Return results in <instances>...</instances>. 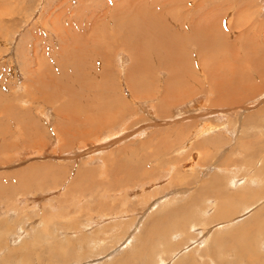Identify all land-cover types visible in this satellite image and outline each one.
<instances>
[{
	"label": "rangeland",
	"instance_id": "rangeland-1",
	"mask_svg": "<svg viewBox=\"0 0 264 264\" xmlns=\"http://www.w3.org/2000/svg\"><path fill=\"white\" fill-rule=\"evenodd\" d=\"M160 1L0 0V106L14 107L12 116L0 113V183L13 182L16 189L0 196V264H264V209L260 210L264 208V148L260 151L252 148L264 142V77L253 69L258 67L254 65L255 59H263L264 53V48L258 47L264 45V25L261 28L260 24L264 22V0L253 3L238 0L239 9L248 8L246 16L240 17L236 16L235 0H194L191 4L192 0H177L175 4L180 1V6H184H171L167 10L169 15L164 18L156 15ZM201 2L203 4L196 7ZM128 3H132L128 6L136 13L143 7L147 14L155 15L154 28L161 21H172L176 24L175 30L179 25L181 33L197 32L196 37L198 31L195 30L204 26V20L197 24L198 9L210 10L219 16L227 12L225 19L231 15L229 28L224 21L217 24L224 32L214 38L218 45L211 46L212 49L219 47L220 52L210 49L213 53L209 56L216 59L205 57L202 61L198 56L200 51L189 43L183 47L186 48L183 53V48L178 53L184 70L160 67L151 58L155 65L143 66L144 72L140 74L146 82L136 83L143 85L140 94H132L130 83L139 77L132 73L131 82L127 77L135 50L130 55L120 48L114 50L111 44L120 45V40L114 41L115 37L124 32L118 39L123 38L132 29L129 40L134 45L137 36L149 41L158 37L141 34L139 16L136 21L134 15L122 17ZM117 15L122 25H128L126 30L125 26L117 27ZM65 28L84 41H80L75 51L69 50L68 42H72L66 37ZM167 32L173 30L158 29L159 34ZM201 35L199 37L204 39ZM105 41L110 45L104 46ZM203 41L200 43H206ZM163 44L159 39L157 45L165 48ZM67 46V52H62ZM58 51L64 59L60 63L74 71L82 70L84 77L80 80L89 87L91 80L94 84L100 78L97 64L104 63L106 58L102 53L108 54L114 74L109 85L128 104L125 109L126 105L122 107L124 111L117 122L105 124L98 132H89L84 138H72L61 151H58L62 145L58 138L65 128L60 129L63 109L58 107L69 101V106L74 105L76 97L69 95L68 100L56 97L54 103L44 104L42 94L36 91L40 83L35 79L38 74L32 76L43 60L52 70L55 67L52 60L58 59ZM260 66L264 74V65ZM182 71L186 74L180 75ZM147 72H151L150 78L144 77ZM212 72L224 83L231 74L238 76L245 86H253L256 96L251 98L250 95L232 104L212 105L216 92L206 91V77ZM173 73L180 76L171 75ZM46 79L50 80L49 76ZM59 81L63 85L68 82L61 77ZM200 84L206 87L205 91ZM96 85L100 92L103 87ZM190 85L194 89L199 86L200 89H195L199 93L194 91L193 94L187 87ZM145 88L150 94H146ZM221 92L230 94L225 90ZM88 95L84 101L89 103ZM80 96L83 98L84 94L80 92ZM98 98L102 99V94ZM162 100L164 106L159 103ZM115 112L116 109L103 110L102 114L111 116ZM84 113L87 117L90 115L88 110ZM20 119L30 124L38 120L44 134L37 140L38 134L34 133V139L40 146L27 142L30 130H22L17 123H24ZM37 129L40 130L39 126ZM70 145L72 149L67 148ZM127 153L129 157L135 156L133 163L143 158L144 169L148 173L152 170V175H144L138 181L123 180L112 173L106 176L104 170L109 161L119 159L120 162ZM45 164L50 166L51 174L47 172L42 176ZM28 174L32 175V180H28ZM29 183L32 189L22 191ZM200 188L206 189L202 195L198 193ZM257 192L261 199L254 196ZM190 198L198 201L191 204L195 208L183 215L199 212L202 216L185 218L184 229H173L163 239L160 233L158 238L144 240V235L158 230L150 227L153 217L164 215L168 208L188 202ZM233 230L239 235L234 243L230 239Z\"/></svg>",
	"mask_w": 264,
	"mask_h": 264
},
{
	"label": "bare ground",
	"instance_id": "bare-ground-1",
	"mask_svg": "<svg viewBox=\"0 0 264 264\" xmlns=\"http://www.w3.org/2000/svg\"><path fill=\"white\" fill-rule=\"evenodd\" d=\"M176 1L177 0H172V1H168V0H161L159 3H160V5H161V7H158L157 8V12H156V15L157 16H159V17H161V18H164L165 16H167V15H169V12L170 11H167V10H169L170 8H172V7H175V6H177V5H179V7H181L182 8V6H184L183 4H182V6H180V1L178 2V4H175L176 3ZM193 1L194 0H192V1H190V4L191 3H193ZM198 1V0H197ZM196 1V2H197ZM204 1H206V0H203L202 2H204ZM208 1V0H207ZM206 1V2H207ZM239 1H244V0H239ZM239 1L238 0H235L233 3L236 5L237 4V10H236V16L237 17H240L241 15H244V16H246L245 15V13L247 12V10H248V8L246 7V9L244 10V8H242L243 10H244V12H243V10L240 8H238V3H239ZM247 1H249V2H251V3H253V1H255V0H247ZM262 2H263V0H261ZM199 3V4H196V7H198V6H200L201 4H203V3ZM166 3H168V4H166ZM185 3V2H184ZM195 3V2H194ZM245 2H243V4H244ZM258 3V2H257ZM131 4L132 3H128L127 4V6L129 5V6H131ZM229 4V3H228ZM246 4V3H245ZM248 5V4H247ZM127 7L126 9H125V11H123V14H122V17L123 18H127L128 16L129 17H131V15H134L135 16V18L133 19V20H135L136 21V18L138 17V19H137V22H138V25L140 26L139 27V29H140V32H141V34H145V35H156L157 37H158V39H154V40H151V41H149L147 38H145V37H142V36H137V38H138V40H137V43H136V45H134V43L132 44L131 43V41L129 40V38L133 35V32H134V29H132L131 31H130V34H128V31L126 32V35H125V37H121L120 39H118L120 36H123L124 35V32L120 35V36H116L115 37V39H114V41H116V40H120L119 42H118V44L120 43V45H116V44H111V46H113V48H114V50H116V48L118 49V48H120L119 50H124V51H128L129 53H130V55L132 54V51L133 50H135L134 51V54H132V56H133V58H132V67L130 68V71H129V75H128V77H127V79L131 82V80L134 78L133 77V75H132V73L133 74H136L135 75V77H139V78H136V79H133L134 80V83L132 82V83H130L129 81V83H130V85H131V91H132V94H135V95H139L140 93V91H139V89H141V86H143L142 84L141 85H137L136 83L137 82H146V79H141V73L142 72H144V70L142 69L143 68V66L145 67H150V65L151 66H154L155 64L156 65H158V66H160V67H165V66H169V67H171L172 68V70L173 71H178V69L179 70H184V68H183V64H182V62H181V58H179L180 56L178 55V53H179V51L183 48V47H185L186 46V44L188 45V43L189 44H194L195 46H196V48L200 51V53L198 54V56L199 57H201V60L203 61V60H206L205 59V57L206 58H211V59H216V57H213V55H211V56H209V54H211V53H213L212 52V50H218L219 51V47H218V49H212V48H214V47H211L212 45L214 46V45H216L217 43V41H215V39L214 38H216L217 39V37H219V34H220V36H221V34H223V32L224 31H220L219 30V27H217V24H219V23H222L223 21L225 22V23H227V27L229 28V22H230V17H231V15L228 17V19H227V21H226V19H225V14L227 13V12H222V13H220L221 15L219 16V13L218 14H214L212 11H210V10H206V9H204V10H201V8L200 9H198V10H200V12H198L199 13V16H198V19H197V24H202V25H204L203 26V28L201 27V28H198V29H196L195 31H198V35H197V37L195 36L196 34H197V32H194V33H181V31H179L180 30V26L178 25L177 26V30H175L174 28H173V26H175L173 23L174 22H172V21H166V22H164V21H161V22H159L158 23V26H157V28H154L152 25H155L156 23H155V20H154V18H156V16L155 15H152V14H147L145 11H144V9H143V7H141L140 8V11L139 12H135V11H132L131 10V7ZM172 6V7H171ZM244 6V5H243ZM229 7V6H228ZM241 7V6H240ZM263 7H264V5H263ZM212 8V7H211ZM210 8V9H211ZM262 8V7H261ZM129 9V10H128ZM214 10V9H213ZM216 11V10H215ZM246 11V12H245ZM252 13V12H251ZM188 15V14H187ZM186 15V16H187ZM118 21H117V27H119V28H123V26H125V29L124 30H126L127 29V27H128V25L126 24V25H122L121 24V19H120V15H117L116 17H115ZM109 19V18H108ZM191 19H195V18H192L191 17ZM260 19V18H259ZM201 20H204L203 22L201 21ZM100 21L102 22V20L100 19ZM150 21V22H149ZM202 22V23H201ZM259 22V21H258ZM260 22H262V21H260ZM103 23V22H102ZM127 23V22H126ZM177 23V22H176ZM142 24V25H141ZM261 24V28L263 27V25H264V22H262V23H260ZM254 25H255V23H254ZM253 25V26H254ZM212 26H215V28H212ZM116 27V28H117ZM170 28V29H172L173 30V32H175V31H178V32H175V33H173V32H167V33H165V34H163V33H158V29L159 28ZM257 27V26H256ZM93 28V27H92ZM231 28V27H230ZM261 28H260V30H261ZM220 29H222V28H220ZM259 30V31H260ZM229 31H230V29H229ZM242 31V30H241ZM261 32V31H260ZM67 36L66 37H68V39L72 42V43H69L67 40H65V41H67L68 42V44H69V47H71L69 50H71V51H75V49L77 50L78 49V47H79V45L81 44V43H84V41H82V40H80V39H77V36H74V33L72 34L71 32H69L68 31V29L67 28H65V32H64ZM180 33V34H179ZM242 33V32H241ZM245 33V32H244ZM78 34V33H77ZM100 34V33H99ZM118 34H120V33H118ZM117 34V35H118ZM179 34V35H178ZM200 34H203V38L204 39H201V37H199V35ZM246 34V33H245ZM258 35H260V34H258ZM262 35V34H261ZM60 36V35H59ZM64 36V35H63ZM63 36H61L62 37V39L61 38H59V39H61L62 41H63ZM81 36V35H80ZM135 36V37H136ZM90 37V36H89ZM213 37V38H212ZM233 37V36H232ZM112 38V37H111ZM223 38V37H222ZM159 39H162L163 40V42H164V47L165 48H163L161 45H157V43L159 42ZM247 39H248V37H247ZM253 39V38H252ZM92 40H94V39H92ZM203 40H205L206 41V43H203L204 41ZM220 40V39H219ZM80 41H81V43H80ZM107 41V40H106ZM105 41V42H106ZM111 41H112V39H111ZM200 41H203V42H201L200 43ZM264 42V41H263ZM122 44V45H121ZM106 45H110L109 43H105V45L104 46H106ZM218 45V44H217ZM259 45V44H258ZM110 46V47H111ZM68 46L67 47H65V48H63V49H61V51L62 52H64V50H66V48H69ZM244 47H245V45H244ZM259 48H264V45L262 44L261 46H258ZM99 48V47H98ZM196 48H195V50H196ZM186 48H183L182 49V53H183V50H185ZM210 49H212V50H210ZM68 50V49H67ZM67 50L65 51V52H67ZM95 50H96V52H97V48H95ZM197 50V51H198ZM207 50L209 51L208 53H207ZM57 51V50H56ZM178 51V52H177ZM60 51H58V53H59ZM62 52H60V54L58 55V59L55 57V58H53V60H52V62L54 63V65H55V67L52 69V70H50V68H49V66H48V63H46V60H43L42 62H43V64L41 63L40 64V62H38L39 64H40V66L38 67V68H36L35 70H34V72H32V76H34L36 73L38 74V75H36V77H35V79H37L38 81H40V83L38 84V86H37V89H36V91L37 92H39V94L41 93L42 95H41V100H42V102L44 103V104H49V103H54L55 102V98L56 97H60L61 99H65V100H68V99H70V96L69 95H71V96H74V97H76L75 98V103H74V105H72V106H69L70 104H71V102L69 101V103H66V104H62L61 106H59L58 108H61V109H63V116H62V120H61V127H60V129H62V128H65L64 130H62V131H60V134H59V142L62 144H60L61 145V147H59V149L60 150H58V151H61V150H64L65 148L63 147V146H66L67 145V143L68 142H71V141H73V140H71L72 138H74L75 137V139L77 138V140H78V138L80 139V137L81 138H84V137H86L87 135H88V133L89 132H92V131H94L95 133L96 132H98V129H101V127L102 126H105V124H108V125H112L113 123H115V122H117V119H119L120 117H122V111H124V109L128 106V104L127 103H124L123 102V100H122V97L117 93V91L116 90H112L111 89V84L109 85V82L111 83V76L112 75H114L113 74V71H112V68H111V66L109 65V57H107V56H109L108 54H104V53H102V56L104 55V57H106L105 58V61H106V63H105V61H104V63H98L97 64V67H99L98 68V71H99V75H100V78L98 79V81H96L95 80V82H94V84L93 83H91L92 82V80H91V82H90V87L87 85V84H85V85H83L82 84V81L80 80V77H84L83 76V71L82 70H78V71H74L73 69H72V67H69L68 65H65V64H61L60 62H61V60L63 59L62 57H63V55H62ZM95 52V51H94ZM95 52V53H96ZM120 52V51H119ZM118 52V53H119ZM220 52V51H219ZM251 52V51H250ZM253 52V51H252ZM176 53V54H175ZM79 54V53H78ZM187 54V53H186ZM218 54V53H217ZM217 54H214V55H217ZM254 54V53H253ZM197 55V54H196ZM57 56V55H56ZM62 56V57H61ZM68 56V55H67ZM75 56H77V55H75ZM172 56V57H171ZM179 56V57H178ZM73 57V56H72ZM125 57V55L124 54H122L121 53V58H124ZM173 57H175V58H173ZM187 57V56H186ZM68 58V57H67ZM151 58H154V61L153 62H155V64L151 61ZM184 58H185V56H184ZM259 58H260V60H259ZM257 57L256 59H255V64L254 65H257L258 67H255V68H253L254 69V72H259L263 77H264V74L260 71V69H261V64L262 65H264V53H263V59H261V57ZM57 59V60H56ZM72 59V58H71ZM188 59V58H187ZM192 59V58H191ZM198 59V58H197ZM200 59V58H199ZM59 60V61H58ZM64 60V59H63ZM103 60V59H102ZM101 60V62H103ZM125 60V59H124ZM217 60H218V58H217ZM186 61V60H185ZM208 61V60H207ZM211 61V60H210ZM213 61V60H212ZM236 61V60H235ZM200 62V61H199ZM206 62V61H205ZM205 62L203 63L204 65H205ZM45 63H46V65H45ZM150 63V64H149ZM238 63V62H237ZM74 64V63H73ZM134 64L137 66V67H133L134 66ZM140 64H142V67H141V65ZM184 64H186V63H184ZM196 64V63H195ZM194 64V65H195ZM213 64V63H212ZM236 64V63H235ZM79 65V64H78ZM191 65H193V64H191ZM190 65V66H191ZM207 65H209V64H207ZM65 66V67H64ZM70 66H72V65H70ZM186 66H188V64H186ZM186 66H184V67H186ZM198 66H199V64H198ZM230 66V65H229ZM231 67H232V65H231ZM207 68V67H206ZM205 68V69H206ZM226 68H227V66H226ZM236 68V67H235ZM263 68V67H262ZM131 69H132V71H131ZM160 69V68H159ZM190 69H193V68H190ZM212 69V68H211ZM257 69V70H256ZM45 70H47V71H45ZM122 70V69H121ZM153 70V69H152ZM157 70V69H156ZM197 70H198V68H197ZM207 70V69H206ZM208 70H210V69H208ZM213 70V69H212ZM217 70V68L215 69V71ZM219 70V69H218ZM232 70V69H231ZM189 71V70H188ZM233 71V70H232ZM239 71V70H238ZM85 72V71H84ZM186 72V71H185ZM185 72H181V73H179L180 75H182V74H184ZM219 72V71H218ZM243 72V71H242ZM207 73V72H206ZM234 73V72H233ZM177 73H173V74H171V75H173V76H180V75H176ZM186 74V73H185ZM195 74V73H194ZM217 74H219V73H217ZM61 75V76H60ZM143 75V74H142ZM150 75H151V72H147V73H145L144 74V77L145 78H150ZM240 75V74H239ZM245 75V74H244ZM47 76H49V78H50V80H47L46 78H47ZM259 76V75H258ZM61 77V80H62V78L64 79L65 78V80L66 81H68V82H65V81H62V82H65L66 83V85H63V84H61L60 82L61 81H59V78ZM131 77H133V78H131ZM195 77V76H194ZM262 77V78H263ZM76 78V81H72V80H74ZM228 78V80H226L227 81V83H224V81H223V79L222 80H218L217 79V77H216V74H214L213 72H212V74L210 73L207 77H206V80H208L207 81V89L208 90H206V91H213V90H215L214 92H216V93H214V97L211 99V100H213L212 101V105H218L219 106V104H225V103H227V104H232V103H236V102H239V101H241L244 97H247V96H252L251 98H253V96L255 97L256 95H255V93H254V88H253V86H250V87H248V86H245V83H244V81L243 80H240V78L237 76V78L239 79V81H238V79L236 78V76L234 75V74H231V76H228L227 77ZM226 78V79H227ZM86 79V78H85ZM84 79V80H85ZM126 79V80H127ZM182 79V78H181ZM247 79H248V77H247ZM54 80V82L53 83H50L51 81H53ZM36 81V80H35ZM262 81V80H261ZM72 82H74V83H72ZM200 82V81H199ZM206 82V81H205ZM250 82V81H249ZM96 84H100L101 86H99V87H103L102 88V90L99 92V90L100 89H97L96 88ZM144 85L146 84V83H143ZM219 84L221 85V86H219ZM228 84H230V85H228ZM249 84H251V85H253L254 83L253 82H250ZM37 85V84H36ZM187 85V84H186ZM201 86H200V88H203L204 87V91H205V86H203L202 84H200ZM226 85V86H225ZM133 86V87H132ZM147 86V85H146ZM197 86V85H196ZM228 86V87H227ZM262 86V85H261ZM260 86V87H261ZM87 87V88H86ZM184 86H182V88H183ZM188 88H189V90H191L192 91V93L194 92V91H196L197 93H199L197 90H195V89H197V88H199V86L196 88L195 87V89H194V87H192L191 85L190 86H187ZM230 87H231V89H230ZM169 88H170V85H169ZM199 88V89H200ZM220 88H221V90H225L226 92H227V94L228 93H230L229 95H226V93L223 95L222 94V92L220 93ZM263 88V87H262ZM262 88H259V89H261L262 90ZM168 89V88H167ZM198 89V90H199ZM169 90H171V89H169ZM169 90H168V92H169ZM203 90V89H202ZM52 91V92H51ZM187 91V90H186ZM190 91V92H191ZM209 91V92H210ZM256 91H258L257 90V87H256ZM260 91V90H259ZM80 92H82L83 94H84V96H83V98H81V96L79 97V95H80ZM144 91H142V93H143ZM145 92H146V94H150V91H148V93H147V88H145ZM167 92V91H166ZM177 92V91H176ZM263 92V91H262ZM91 93V94H90ZM93 93V94H92ZM165 93V92H164ZM185 93V92H184ZM201 93V92H200ZM261 93V92H260ZM89 94V95H88ZM100 94H102V96H103V98L102 99H100V98H98V96L100 95ZM152 94V93H151ZM194 94V93H193ZM242 94H246L245 96H243ZM89 96L90 97V102L88 103V102H86V101H84V98H85V96ZM178 95V94H177ZM64 96H65V98H64ZM193 96V95H192ZM132 97V96H131ZM149 97H151V96H149ZM182 97V96H181ZM39 98V99H40ZM136 98V97H135ZM142 98V97H141ZM153 98V97H152ZM161 98V97H160ZM179 98V97H178ZM211 98V97H210ZM166 99H167V97H166ZM198 99H200V98H198ZM135 100V99H134ZM165 100V99H164ZM164 100H162V103L161 102H159L160 104H162V106H164V104H165V101ZM176 100V99H175ZM38 101V100H37ZM164 101V102H163ZM167 101H168V99H167ZM220 101V102H219ZM86 102V103H85ZM169 102V101H168ZM167 102V103H168ZM124 103V104H123ZM166 103V104H167ZM2 106H3V104H1ZM59 105V104H58ZM93 105V106H92ZM122 105V106H121ZM126 105V106H125ZM66 106V107H65ZM90 106H92V107H90ZM118 106H121V107H118ZM123 106H125L124 107V109L122 110V107ZM94 107V108H93ZM156 107V106H155ZM199 107H201V105L199 106ZM13 108L14 107H11V106H3V107H1L0 106V113L1 114H4V113H7V114H10L11 116H12V112H14L13 111ZM159 108V107H158ZM163 107H161V109H162ZM111 109H116V114L114 115V114H112L111 116H110V113L109 114H107L106 116L105 115H103L102 114V112H103V110H111ZM85 110H88L89 112H90V115L87 117L86 116V113H84L85 112ZM93 110V112H91ZM56 111H54V113H55ZM108 112H110V111H108ZM113 112V111H112ZM260 112V111H259ZM57 113V112H56ZM57 114H59V113H57ZM88 114V113H87ZM15 115L17 116L18 114L15 112ZM27 116H29V114H26ZM150 115V114H149ZM153 115V114H152ZM10 116V117H11ZM198 116V115H197ZM261 116V115H260ZM31 118H32V116H30ZM59 117H61V115L59 114ZM96 117H98L97 118V120H96V122H95V118ZM255 117V116H254ZM27 119H28V117H26ZM64 118V119H63ZM88 118H89V120H88ZM9 119V118H8ZM17 119H18V116H17ZM33 119V118H32ZM91 119V120H90ZM133 119V118H132ZM247 119H249V121H250V117H248ZM20 120H22V119H20ZM29 120H31V119H29ZM93 120H94V123H92L93 122ZM126 120V119H125ZM17 121H19V120H16V122ZM24 123H21V122H17L19 125H20V127H22V130H24V129H28V130H30V131H28L27 133H28V139H27V142L28 143H35V145H39L40 143H37L35 140L37 139V140H40L41 139V136L40 135H42L43 136V132H44V130H43V128H41L40 127V123L38 122V120L36 121L35 120V122L33 123V122H31V124L29 123V121H27L26 119L25 120H22ZM25 121L27 122V124L25 123ZM12 122H14V121H12ZM16 122H14V123H16ZM124 122H126V121H124ZM123 122V123H124ZM251 122V121H250ZM259 122V121H258ZM10 123H11V121H10ZM200 123V122H199ZM202 123V122H201ZM121 124V123H120ZM18 125V126H19ZM123 125V124H122ZM122 125H120L119 127H122ZM202 125V124H201ZM258 125V124H257ZM37 126H39V129L40 130H38L37 129ZM129 126V125H128ZM186 126V125H185ZM2 126L0 125V128H1ZM125 127V126H124ZM6 128H8V126L6 127ZM188 128V127H187ZM199 129V128H198ZM3 130V129H2ZM117 130H119L118 128H117ZM33 131V132H32ZM59 132V131H58ZM62 132H63V134H62ZM202 132V131H201ZM34 133H36V134H38V137L36 138V139H34L35 137H34ZM109 133V132H108ZM1 134V133H0ZM90 134V133H89ZM200 134V133H199ZM4 136H5V134H3ZM97 135H100V134H97ZM105 135V134H104ZM94 139H95V137H94ZM252 140V139H251ZM199 141V140H198ZM26 142V141H25ZM135 142V141H134ZM197 142V141H196ZM259 142V141H258ZM163 143H165L164 141H163ZM4 144V143H3ZM25 144V143H24ZM126 144V143H125ZM150 146H151V144H149ZM258 146V147H256V146ZM8 146V145H7ZM11 147L13 146V144H11L10 145ZM26 146V145H25ZM40 146V145H39ZM38 146V147H39ZM43 146V145H42ZM9 147V146H8ZM72 147V145H70V146H68L67 148L68 149H72L71 148ZM80 147V146H79ZM151 147H153V145L151 146ZM75 148V147H74ZM126 148V147H125ZM135 148V147H134ZM150 148V147H149ZM252 148L253 149H255L256 148V150H258V151H260L261 149H263L264 148V142H260L259 144H254V146H252ZM39 149V148H38ZM123 149V148H122ZM251 149V148H250ZM129 150H131V149H129ZM124 151V150H123ZM264 151V150H263ZM235 152V151H234ZM254 152V151H253ZM117 153V152H116ZM108 156V155H107ZM106 156V157H107ZM115 156H117V155H115ZM125 156H126V154H125ZM124 156V157H125ZM121 157V156H120ZM119 157V158H120ZM122 157H123V154H122ZM130 158V159H129ZM134 158H135V156L134 155H131L130 157H129V155H128V153H127V157L125 158V159H123V158H121L122 160H120V162H119V159L117 160V161H109L110 163H109V165H108V167L106 168L105 167V170H104V173H105V175L106 176H108L109 177V175L111 174L112 176H114L115 177V175H117L118 176V178H121V179H123V180H128L129 181V179H132V180H135V181H138V179L139 178H141V179H143L142 177H148V176H151L152 175V170H149L150 171V173H148V170H145L144 169V165H143V161H141L142 159H138V161L137 162H135V163H133V162H131V160H134ZM136 158H137V155H136ZM141 158V157H140ZM116 159V158H115ZM178 159V158H177ZM195 159V158H194ZM136 161V160H135ZM107 162H108V160H107ZM131 162V163H130ZM184 165V164H183ZM49 167L50 166H48L47 164H45L44 166H43V168H44V173H43V175L42 176H44V175H46V173L48 172V173H50L49 172ZM108 169V170H107ZM171 169V168H170ZM169 169V170H170ZM79 171H80V169H79ZM155 171V170H154ZM178 171V170H177ZM28 173V172H27ZM19 174V173H18ZM17 174V175H18ZM51 174V173H50ZM145 175V176H144ZM31 176V177H30ZM36 176V175H35ZM111 176V177H112ZM165 176V175H164ZM27 178H28V180H32V175H27L26 176ZM49 177V176H48ZM47 177V178H48ZM155 178H156V176H155ZM159 178V177H158ZM110 179V178H109ZM44 181H46V180H44ZM128 181H126V182H128ZM78 182V181H77ZM76 182V183H77ZM77 185V184H76ZM1 186H8V187H6V188H1ZM22 187V186H21ZM262 187V186H261ZM264 188V187H263ZM29 189H32V185H31V183H29V185H28V188H23V190L22 191H27V190H29ZM185 189V188H184ZM201 189V188H200ZM207 189H209V188H207ZM16 189L14 188V185H13V182H11V183H9L8 184V182L6 181H4V182H1L0 183V196H2V195H5V194H7V193H12V192H14ZM197 190H199V189H197ZM206 192V189H201L198 193H199V195H202V193H205ZM260 193V192H259ZM258 192L254 195V196H256V197H258L257 198V200L258 199H261V197L264 195V191L262 192L263 194H262V196L259 194ZM189 195V194H188ZM181 196V195H180ZM208 196V195H207ZM198 197V196H197ZM255 197V198H256ZM200 198V197H199ZM193 199V200H192ZM190 198V201H188V202H183L182 204H178V206H174V207H171V208H168L167 210H165V214L164 215H162V216H156V217H153L149 222H151L152 224H150L151 226L150 227H152V228H154V229H158L157 231L156 230H154V231H152L150 234H148V235H144V240H147V239H149V238H158V236L160 235V233H161V237H162V239L163 238H165L164 236L165 235H167L170 231H172L173 229L174 230H182V228H183V226H184V224H186L185 223V218H187V217H190V219H194L195 217H196V215H198V217H200V216H202V213H199V212H197V214L195 215V214H190V216L189 215H187V216H184L183 215V213H185L186 211H188V210H191V209H193V208H195L194 206H193V208L191 207L192 205L191 204H193V203H197V201L196 200H194L195 198ZM198 199V198H197ZM242 199V198H241ZM192 200V201H191ZM248 200V199H247ZM256 200V201H257ZM194 205V204H193ZM198 205V204H197ZM201 206V205H200ZM262 206V205H261ZM259 207V206H258ZM204 209V208H203ZM264 208H262V209H260L261 211L263 210ZM195 210V209H194ZM194 213V212H193ZM258 213H260V211L259 212H257L256 211V214H258ZM180 214H182V215H180ZM168 216H171L170 217V221H169V218H168ZM176 216H180V219H178V218H176ZM182 216H184V217H182ZM211 217V216H210ZM168 218V219H167ZM253 218H255V217H253ZM189 219V220H190ZM180 220V221H179ZM200 220V219H199ZM254 220V219H253ZM187 221V220H186ZM202 221H204V220H202ZM259 221V219L258 218H256V222H258ZM148 222V223H149ZM197 222H199V221H197ZM205 222V221H204ZM202 224V223H201ZM207 224V223H206ZM253 224H256V223H253ZM204 225V224H203ZM258 226V225H257ZM259 227V226H258ZM261 227V226H260ZM184 229V228H183ZM262 229V228H261ZM173 230V231H174ZM230 235L232 236L230 239L232 240V242L234 243L236 240H237V238H238V236H237V234H235V230H233L232 232H230ZM244 240V239H243ZM239 241V240H238ZM246 241H249V239H246ZM230 242V241H229ZM240 243H239V245H242L241 244V241H239ZM219 244V243H218ZM233 248V247H232ZM251 248V247H250ZM10 252V251H9ZM251 255V254H250ZM247 258H249V254L247 253ZM251 258V257H250ZM247 260V259H246ZM253 264V263H252Z\"/></svg>",
	"mask_w": 264,
	"mask_h": 264
}]
</instances>
